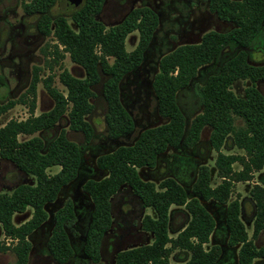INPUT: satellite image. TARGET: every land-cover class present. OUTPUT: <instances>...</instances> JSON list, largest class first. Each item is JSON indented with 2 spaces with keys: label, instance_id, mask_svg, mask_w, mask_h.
Masks as SVG:
<instances>
[{
  "label": "trees",
  "instance_id": "obj_1",
  "mask_svg": "<svg viewBox=\"0 0 264 264\" xmlns=\"http://www.w3.org/2000/svg\"><path fill=\"white\" fill-rule=\"evenodd\" d=\"M104 2L82 0L78 3L70 15L73 28L65 16L49 14L56 0H21L25 14L38 15V33L53 37L55 42L42 48L44 64L32 66L24 92L15 100L0 103V115L16 103L27 107L25 119H9L0 127V157L35 179L32 184H19L9 194L0 193V225L5 239L0 243V250L14 253L12 264H28L31 250L28 237L47 220L45 206L54 202L61 189L75 180L80 169L79 146L67 137L65 130L47 144L35 133L52 128L66 113L69 129L82 133L89 142L94 128L86 117L94 108L91 101L96 96L94 87L102 77V95L107 107L105 123L110 138L115 140L134 130L133 117L121 102L119 84L140 65L158 26V16L148 6L137 7L128 11L122 21L106 28L98 19ZM208 7L233 27L227 32L210 30L199 42L180 44L159 58L151 86L158 114L167 121L142 130L131 145H120L99 155L96 166L107 174L100 179H89L82 186L92 202L83 243V254L92 264L100 263L101 242L112 224V197L123 185L131 189L143 208L154 210L155 217L146 214L140 221L142 230L152 233L154 238L150 244L117 252L115 264H171L169 255L176 248L190 255L187 261L176 264H215L221 247L204 248L215 228L209 203L224 207L227 244L239 245L237 263L253 264L255 259H264V246L254 243L264 230V187L253 184L249 190L253 205L251 237L240 218L242 203L238 198L229 201L234 184L251 181L254 173L264 166V95L256 85L264 81V64H249L245 51L264 22V0H208ZM133 31L138 32V41L133 50L127 51L125 39ZM227 41L235 42L241 49L198 87L201 111L188 120L178 104V94L191 84L201 68L212 62ZM66 54L83 69L84 77L61 68ZM56 66L60 67L58 80L65 91L53 84L51 71ZM45 69L49 73L42 76ZM236 80L250 82L243 96L232 90ZM39 82L53 100V106L35 114ZM236 119L242 125L236 126ZM204 127L210 129L208 140L216 152L214 165L219 183L211 184V171L206 164L198 165L189 189L172 177L163 178L158 184L140 178L137 169L155 167L167 149L195 146ZM19 135L31 137L19 140ZM229 135L243 154L222 151ZM234 163L240 165L239 170L233 169ZM52 166H59V170L49 174L47 170ZM172 205L183 206L190 216L175 238L168 235ZM28 207L32 209L31 216L15 224L13 215L25 212ZM53 220L47 249L57 263L67 264L74 256L66 229L76 221L73 202L68 200L57 209Z\"/></svg>",
  "mask_w": 264,
  "mask_h": 264
},
{
  "label": "rangeland",
  "instance_id": "obj_2",
  "mask_svg": "<svg viewBox=\"0 0 264 264\" xmlns=\"http://www.w3.org/2000/svg\"><path fill=\"white\" fill-rule=\"evenodd\" d=\"M76 6L69 4L68 8H60L55 3L49 9V14L53 17L56 15L65 16L69 24L74 28L70 15ZM142 6H148L156 12L158 26L144 52L140 65L126 74L119 84L121 102L133 117L134 130L118 139L113 140L110 138L105 123L107 107L102 95V83L104 80L102 77L101 81L94 87L96 96L91 99L94 108L86 117L94 128L93 137L89 142L84 140L82 133L69 129V120L66 113L52 128L35 133L42 137L47 144L61 130H65L67 137L79 146L81 163L75 180L61 189L54 202L45 206L48 214L47 220L28 237L31 242L28 264H59L49 253L47 240L53 228L54 213L68 200L73 202L76 214L75 223L66 227L74 250V256L68 263L92 264L83 254L84 234L90 220L92 202L90 197L83 191L82 186L89 179H100L107 174V172L100 171L97 168L96 158L120 145H131L142 130L155 127L167 121V119L158 114L156 99L151 86L153 76L158 71L159 58L162 55L180 44L199 42L202 35L210 30L227 32L233 27L232 23L220 20L215 13L209 10L208 0H105L98 19L108 28L122 21L131 9ZM37 19L38 15H27L22 11L21 0H0V83H4V85L0 84L1 104L17 99L24 92L31 78L32 66L44 64L42 48L55 42L53 37L42 36L38 33L36 29ZM137 41L138 32L129 33L125 39V49L127 51L133 50ZM240 49L241 47L235 42L227 41L212 62L201 68L191 84L178 94V104L188 120L201 111V99L197 92L198 87L205 82L210 74L216 73L225 60L235 55ZM245 51L249 64H264V24H262L260 32L245 48ZM109 60L110 62L112 61L111 58ZM61 68H66L74 76L84 77L83 69L73 63L67 54L61 61ZM51 72L55 87L65 91L58 80L60 67H54ZM48 73L49 71L45 69L41 75L46 76ZM249 84L248 80H236L232 85V90L236 95L243 96V89ZM259 86L264 93V81L260 82ZM52 106L53 100L46 93L42 83L39 82L37 84L34 113L39 114L42 111L49 110ZM27 116V107L16 103L12 108L0 115V127L9 119L22 120ZM235 124L240 126L242 121L236 119ZM208 135L209 129H205L201 140L196 146L184 147L183 149L169 148L166 150L168 151L167 155L158 158L155 167L138 168V175L142 180L152 181L155 184L166 178L164 177L166 175H168L167 177L176 175L184 182V185H182L189 189L191 183L195 180L197 165L202 163L210 168L211 184L219 183L220 178L217 176L214 165L216 153L209 144ZM229 136L222 147V151L225 153L242 152L241 154H243L244 151L238 149L233 144L231 135ZM29 137L31 136L19 135L18 138L19 140H25ZM166 162H170L171 165ZM165 165H167V170L164 167ZM239 166L238 163L233 164V168L238 169ZM58 170L59 166H52L48 168L47 172L53 174ZM34 180V176L25 175L14 164L0 157V193L9 194L19 184H32ZM249 190L248 183L238 182L232 189L229 201L235 198L239 199L241 196L247 198ZM124 195L132 197L129 201V206L132 207L130 211H128L129 206L126 203L128 199L121 198ZM208 208L215 218V225L224 221V207L209 203ZM112 209V224L106 233L108 234L107 237L117 236L119 241L118 243H113L111 241L112 237L106 238L102 245L103 253L99 264H115V253L139 245L150 244L154 238L150 232H148L149 234L146 238L139 237L137 232L142 230L140 221L147 213L139 208L136 196L131 193V189L127 185L121 186L112 197ZM145 210L155 213L151 207H146ZM179 210L181 214H188L185 208L181 207L180 209H172L171 216H174L175 212H179ZM31 213L32 209L28 207L25 212L14 214L12 220L15 224H20L27 220ZM181 218L183 219L182 215L179 216L175 224H179ZM189 219L190 216L188 214V221ZM187 222L183 225L185 226ZM243 223L247 234L251 237L253 220L246 218ZM175 224L171 226L169 222L168 225V235L171 238H175L177 233L184 227L181 226L182 228H180ZM214 230H217L219 235L216 238L212 235L211 239L209 238V242L204 244V248L207 250L213 245L221 247L220 258L215 264H238L237 251L239 245L229 246L227 244L228 234H226V231L216 226ZM4 240L0 225V243ZM256 242L257 246H264V237ZM109 247L111 249L108 251ZM189 256L187 251L176 248L171 251L169 262L171 264L183 263L188 260ZM14 260L15 255L11 250H0V264H12ZM253 264H264V259H255Z\"/></svg>",
  "mask_w": 264,
  "mask_h": 264
},
{
  "label": "crops",
  "instance_id": "obj_3",
  "mask_svg": "<svg viewBox=\"0 0 264 264\" xmlns=\"http://www.w3.org/2000/svg\"><path fill=\"white\" fill-rule=\"evenodd\" d=\"M264 24V23H263ZM260 82H263V81H259V82H257L256 83V85H257V88L261 91V93L264 95V93L262 92V90H261V88H260V86H259V83ZM246 87V86H245ZM244 87V88H245ZM242 93H244V89H243V92ZM205 129H209L208 127H204L203 128V130H202V132H201V135H200V140H201V138H202V134H203V132H204V130ZM209 133H210V129H209ZM208 137H209V135H208ZM199 140V141H200ZM198 141V142H199ZM198 144V143H197ZM196 144V145H197ZM195 145V146H196ZM212 148V147H211ZM168 150V149H167ZM175 152H177V151H175ZM167 153H168V151H166L164 154H162L161 155V157H163L164 155H167ZM216 153V152H215ZM225 153V152H224ZM227 153H233V152H227ZM240 153V152H239ZM242 153V152H241ZM215 157H216V155H215ZM166 163H169L170 165H171V163L170 162H166ZM200 164H202V163H200ZM200 164H198V165H200ZM198 165H197V167H198ZM164 167H166V170H167V165H165ZM234 170H239L240 169V166H239V168L238 169H236V168H233ZM168 175H166V176H164V177H167ZM170 177H172V178H174V179H176L179 183H181V184H183L184 185V182L181 180V179H179L176 175H173V176H170ZM195 178H196V176H195ZM194 181V180H193ZM238 183V182H237ZM237 183H235V184H237ZM240 183V182H239ZM249 184V189L251 188V186L253 185V184H259V185H261V186H263L264 187V166H263V168L262 169H260L259 171H257V172H255L254 173V177H253V179L251 180V181H246V182H244V184ZM192 184V183H191ZM235 184H234V186H235ZM234 186H233V188H234ZM245 196H241V197H239V201L242 203V208H241V212H240V218H241V220L243 221V220H245L246 218H250V220L252 221L253 220V205H252V203H251V200H250V198H248L249 196H247V198L245 197ZM122 199H127L128 197H127V195H124V196H122L121 197ZM136 199H137V197H136ZM137 201H138V199H137ZM127 204H128V206L130 205L128 202H126ZM138 204H139V208L142 210V211H144V212H146L147 214H149L150 216H152V217H155V213L153 214V213H151V212H148L147 210H145V208H143L142 206H141V203L138 201ZM181 207H183V206H171L170 207V211H169V222H170V225L171 226H173L174 224H175V222L177 221V219L179 218V216L180 215H182L183 216V219L181 218L180 220V223L179 224H175L176 226H178V227H180V228H182L184 225L183 224H185L187 221H188V214L186 215H184V214H181V211L179 210V212H175L176 214L174 215V216H171V211H172V209H180ZM132 207H130L129 206V209H131ZM248 209V210H247ZM113 210V209H112ZM177 211V210H176ZM153 212H154V210H153ZM182 226V227H181ZM216 227H220V228H222V229H224L225 231H226V234H228V231H227V228H226V226H225V223H224V221H222V223H217L216 225H215ZM138 235H139V237L140 238H146L147 237V235L149 234L148 232H145V231H143V230H139L138 232ZM213 235V237L214 238H216L217 237V235H219V232L217 231V230H214L213 231V233L210 235V239H211V236ZM248 236L250 237V235L248 234ZM109 238L110 237H112L111 238V241H113L114 240V238H115V236H108ZM264 237V230L259 234V236L257 237V240H260V238L262 239ZM256 240V239H255ZM256 240V241H257ZM256 241H254V243L256 244L257 242ZM257 245V244H256ZM111 249V247H109V249H108V251ZM103 252H102V249H101V254H102ZM116 254V253H115ZM114 254V255H115Z\"/></svg>",
  "mask_w": 264,
  "mask_h": 264
},
{
  "label": "water",
  "instance_id": "obj_4",
  "mask_svg": "<svg viewBox=\"0 0 264 264\" xmlns=\"http://www.w3.org/2000/svg\"><path fill=\"white\" fill-rule=\"evenodd\" d=\"M82 0H56V3L60 8H68L69 4H73V6L80 3Z\"/></svg>",
  "mask_w": 264,
  "mask_h": 264
},
{
  "label": "flooded vegetation",
  "instance_id": "obj_5",
  "mask_svg": "<svg viewBox=\"0 0 264 264\" xmlns=\"http://www.w3.org/2000/svg\"><path fill=\"white\" fill-rule=\"evenodd\" d=\"M0 84H3L4 85V83L3 82H1ZM127 199H128V201H126V202H128L129 204H130V199L132 198L130 195H127ZM128 211H130V209L128 210ZM107 233H105L104 234V236H103V239H102V242H101V248H100V251H101V249H102V245H103V243H104V241L106 240V238H108L107 237ZM118 237L117 236H115V238H114V240H113V243H118V241H119V238L117 239Z\"/></svg>",
  "mask_w": 264,
  "mask_h": 264
}]
</instances>
